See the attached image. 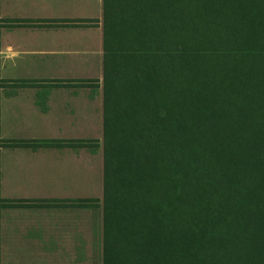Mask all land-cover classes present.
Segmentation results:
<instances>
[{"label":"trees","instance_id":"1","mask_svg":"<svg viewBox=\"0 0 264 264\" xmlns=\"http://www.w3.org/2000/svg\"><path fill=\"white\" fill-rule=\"evenodd\" d=\"M102 24V264H264V0Z\"/></svg>","mask_w":264,"mask_h":264},{"label":"crops","instance_id":"2","mask_svg":"<svg viewBox=\"0 0 264 264\" xmlns=\"http://www.w3.org/2000/svg\"><path fill=\"white\" fill-rule=\"evenodd\" d=\"M103 8L0 0V264H102Z\"/></svg>","mask_w":264,"mask_h":264},{"label":"rangeland","instance_id":"3","mask_svg":"<svg viewBox=\"0 0 264 264\" xmlns=\"http://www.w3.org/2000/svg\"><path fill=\"white\" fill-rule=\"evenodd\" d=\"M102 97H103V93H102ZM2 205V203L0 202V206Z\"/></svg>","mask_w":264,"mask_h":264}]
</instances>
